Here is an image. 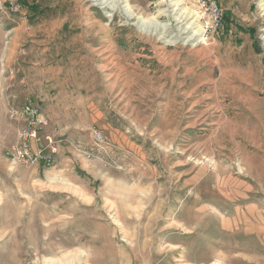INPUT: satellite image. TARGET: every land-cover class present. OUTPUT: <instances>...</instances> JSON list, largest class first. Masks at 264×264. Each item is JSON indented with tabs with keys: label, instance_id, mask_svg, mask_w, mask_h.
Listing matches in <instances>:
<instances>
[{
	"label": "rangeland",
	"instance_id": "obj_1",
	"mask_svg": "<svg viewBox=\"0 0 264 264\" xmlns=\"http://www.w3.org/2000/svg\"><path fill=\"white\" fill-rule=\"evenodd\" d=\"M106 1L0 0V264H264V0Z\"/></svg>",
	"mask_w": 264,
	"mask_h": 264
},
{
	"label": "built area",
	"instance_id": "obj_2",
	"mask_svg": "<svg viewBox=\"0 0 264 264\" xmlns=\"http://www.w3.org/2000/svg\"><path fill=\"white\" fill-rule=\"evenodd\" d=\"M199 9L209 13V22L214 31L220 28L222 14L217 6L209 0H199ZM25 117L26 124L24 129L19 133V144L15 149L16 156L20 161L36 164L44 161L49 164L51 161L50 156H43V150H33L32 145L37 140L38 132L47 125V120L39 113L38 108L26 106L21 112L13 110L11 117L17 116ZM94 140L98 145L104 143L103 138L95 133Z\"/></svg>",
	"mask_w": 264,
	"mask_h": 264
},
{
	"label": "trees",
	"instance_id": "obj_3",
	"mask_svg": "<svg viewBox=\"0 0 264 264\" xmlns=\"http://www.w3.org/2000/svg\"><path fill=\"white\" fill-rule=\"evenodd\" d=\"M230 24H231V20H229V17H227V16H223V15H222V17H221V24H220V28H219V30H220L221 28H225V29H227V28L229 27ZM237 28H239L240 30H241V29L243 30V28H241L240 26H237ZM243 31H245L246 33H248V30H243Z\"/></svg>",
	"mask_w": 264,
	"mask_h": 264
},
{
	"label": "bare ground",
	"instance_id": "obj_4",
	"mask_svg": "<svg viewBox=\"0 0 264 264\" xmlns=\"http://www.w3.org/2000/svg\"><path fill=\"white\" fill-rule=\"evenodd\" d=\"M88 1L92 3V0H88ZM95 1H97V0H95ZM98 1H99V0H98ZM100 1H102V3H101L102 5L106 4V2H107L106 0H100ZM127 2H128V5H130L131 2H130V3H129V1H127ZM113 3H115V2H113ZM91 5H93V4H91ZM94 6H95V5H94ZM88 7H89V6H88ZM92 7H93V6H92ZM105 8H107V7H105ZM182 22H183V21H182Z\"/></svg>",
	"mask_w": 264,
	"mask_h": 264
}]
</instances>
